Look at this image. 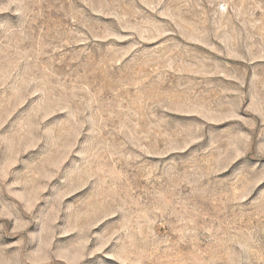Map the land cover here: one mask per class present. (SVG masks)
Returning <instances> with one entry per match:
<instances>
[{"label": "rangeland", "instance_id": "rangeland-1", "mask_svg": "<svg viewBox=\"0 0 264 264\" xmlns=\"http://www.w3.org/2000/svg\"><path fill=\"white\" fill-rule=\"evenodd\" d=\"M0 264H264V0H0Z\"/></svg>", "mask_w": 264, "mask_h": 264}]
</instances>
